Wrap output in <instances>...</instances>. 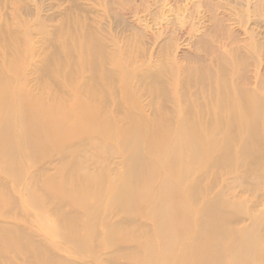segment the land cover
I'll list each match as a JSON object with an SVG mask.
<instances>
[{
  "label": "rangeland",
  "instance_id": "obj_1",
  "mask_svg": "<svg viewBox=\"0 0 264 264\" xmlns=\"http://www.w3.org/2000/svg\"><path fill=\"white\" fill-rule=\"evenodd\" d=\"M232 60L239 86L257 96L264 124V0H0V100L19 106L0 115V264L161 262L145 250L148 239L158 248L148 219L138 215L127 225V209L111 208L89 225L85 205L135 201L133 190L137 198L152 195L157 182L146 172L162 161L168 132L217 126L198 107L210 103L197 99L205 91L197 74L230 72ZM29 98L55 115L67 113L41 119ZM85 109L101 119V136ZM209 131L201 135L212 138ZM136 153L143 161L130 165ZM216 155L201 148L202 167L192 170V154H185L183 169L201 179L198 204L215 203L216 216L228 222L222 230L250 229L264 213V162L235 184L242 172L204 171ZM225 201L243 204L246 215L223 214ZM209 257L215 255L197 264Z\"/></svg>",
  "mask_w": 264,
  "mask_h": 264
},
{
  "label": "bare ground",
  "instance_id": "obj_2",
  "mask_svg": "<svg viewBox=\"0 0 264 264\" xmlns=\"http://www.w3.org/2000/svg\"><path fill=\"white\" fill-rule=\"evenodd\" d=\"M238 76L237 63L233 60L230 72L222 68L214 75L204 70L200 71L196 81L198 80L202 84L205 91L200 92L197 99L202 97L210 104L198 107L203 112L210 113L217 120L216 128L212 130L211 124L192 123L170 130L166 137L163 136L162 143L167 141L168 145L162 161H156V165L153 162L154 170L149 169L146 172L147 178L153 179L154 177L157 182L151 190L153 191L152 195L140 192L137 198V191L133 190L132 192H136L135 201L130 200V196L123 198L121 196L116 199L117 202L110 204L111 206L105 203L97 206L87 203L85 208L90 213L87 218L88 224H95L97 217H100L101 214L105 217L108 216L107 213L111 208L117 212L127 209L129 214L126 218L127 225L134 222L133 220L138 218V215L148 219L154 225L158 235L156 238L158 248L156 250L148 239L145 250L148 255H155L158 261H161L158 264H197V261L203 259V255L208 256L210 253L215 255V258L210 262L212 258L209 257L211 259L208 264H264V213L252 219L250 229L238 231L224 228L222 230L223 224L227 225L228 222L227 219L223 220L216 216L218 208L215 203L211 202L208 206L203 205V207L202 204H198L200 176L197 173L190 174V169L184 170L187 165L184 159L186 153L192 154L187 168L198 170L202 166L196 154L201 151V148L208 147L212 153L216 152L217 155L209 160L204 171L209 174L211 168H216L228 171L229 173L226 175L230 176L242 172L232 178L235 184L241 183L243 175L248 176V173L253 175L257 172L264 162V149L261 148L264 144L261 105L257 96L253 94L254 92H248L244 87L239 86ZM28 103H31L29 110L31 109L41 119L58 120L67 113L66 108H60L59 115H55L51 109H43L40 100L35 101L33 98H29ZM7 107L10 111L18 109L19 106L14 104L11 99L7 104L4 97L0 100V115L7 111ZM90 110L82 111V116H85L88 121H93L92 131L96 132L93 134L98 133L99 135L101 119L94 111ZM182 111L184 112V110ZM71 114H74L73 110H71ZM206 129H209V132L213 134L212 138L206 139L201 135V132ZM34 132V129L31 128V133ZM105 135H102L103 138L106 137L111 141L117 140L115 137L112 139L110 133H105ZM156 140L159 141V139ZM184 140L190 144H186L187 141L184 142ZM237 144L238 148H235ZM119 153L122 154V152ZM171 155L174 157H170ZM142 159V156L136 153L129 164L140 163L143 161ZM13 162L15 163V161ZM13 162L7 160L4 163L12 167ZM166 162L170 164L169 171L165 168ZM148 166L150 167V165ZM139 173L141 174L142 170ZM153 180H149V182ZM124 193H119V195ZM236 205L238 206V204L225 201L223 209H221L222 213L234 211L238 213L237 216L246 215L247 212L243 204H239V208ZM201 210L202 215L200 214ZM209 211L215 214L212 216ZM69 219L72 222L74 217ZM102 220L104 221V219ZM3 229L5 228H0V231ZM200 229L204 230L200 231ZM229 239L232 240L230 245H222L224 240ZM202 240L207 243V249L204 251ZM186 241H189V245ZM166 244V247H161ZM168 258H170L169 261H167ZM148 263L152 264V262Z\"/></svg>",
  "mask_w": 264,
  "mask_h": 264
}]
</instances>
